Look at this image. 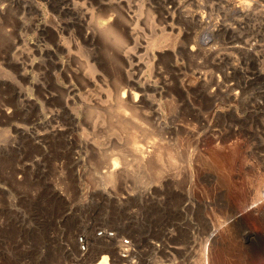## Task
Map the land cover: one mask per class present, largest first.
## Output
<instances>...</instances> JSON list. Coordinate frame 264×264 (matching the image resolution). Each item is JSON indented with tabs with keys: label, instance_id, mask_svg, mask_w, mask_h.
Returning <instances> with one entry per match:
<instances>
[{
	"label": "rangeland",
	"instance_id": "1",
	"mask_svg": "<svg viewBox=\"0 0 264 264\" xmlns=\"http://www.w3.org/2000/svg\"><path fill=\"white\" fill-rule=\"evenodd\" d=\"M26 1L0 0V7L10 10L0 18V264H89L97 251L92 237L132 247V264H264V218L257 216L264 199L251 203L255 190L264 188V0H81L83 7L67 1L59 5L61 0ZM99 2L114 6L109 12ZM246 7L249 19L240 11ZM84 12L106 21L115 15L117 33L105 28L108 33L97 31L81 42L75 34ZM59 22L72 33L67 40L72 49L57 53L63 70L47 64L44 76L45 70L37 68L39 49L50 44L42 41L40 27ZM123 27L134 33L132 41L120 39ZM177 45L184 50L176 51ZM190 75L202 79L195 82ZM125 77L162 87L166 95L149 89L142 107L124 112L118 100ZM184 78L191 84L181 91ZM39 83L47 90H39ZM69 85L77 89L71 106L64 91ZM44 92L54 99L44 101ZM54 110L62 112L56 119ZM126 113L133 116L125 118ZM188 116L201 127L188 123ZM123 118L132 125L120 126ZM56 125L65 133L48 138L41 150L31 136ZM164 130L172 131L166 135ZM190 135L197 137L196 144ZM132 139L147 148L158 139L153 143H161L159 155V148L163 154L172 145L165 149H175L178 157L170 156L176 163L167 162L174 151L165 150L168 157L161 155L168 166L162 160L156 166L157 154L150 164V170L161 167L165 174L148 170L132 155ZM71 152L77 164L71 163ZM125 152L130 165L122 166L120 176H127L111 184L106 173L113 164L121 168ZM36 160H42L44 172L34 166ZM22 163L27 176L18 181L12 169ZM235 213L240 216L233 221Z\"/></svg>",
	"mask_w": 264,
	"mask_h": 264
},
{
	"label": "bare ground",
	"instance_id": "2",
	"mask_svg": "<svg viewBox=\"0 0 264 264\" xmlns=\"http://www.w3.org/2000/svg\"><path fill=\"white\" fill-rule=\"evenodd\" d=\"M26 1V0H25ZM69 2V4L72 2V4L73 5H76V6H84V4L86 3V2H82L81 0H61L60 2H59V5L60 4H63V3H67V2ZM27 2V1H26ZM104 2H106L105 0H104ZM104 2H99V4H102L103 6L105 5V3ZM107 3V2H106ZM114 3V2H113ZM113 3H109V4H106L105 6H107V8H108V11H109V8H111L112 6H114L113 5ZM89 4V3H88ZM91 4V3H90ZM98 4V3H97ZM64 5V4H63ZM62 5V6H63ZM93 5V4H92ZM124 5V4H123ZM161 5H163V4H161ZM66 6V5H65ZM94 6V5H93ZM105 6H104V8H105ZM121 6H122V4H121ZM124 7V6H123ZM166 7V6H165ZM164 7V8H165ZM72 8V7H71ZM70 8V9H71ZM79 8V7H78ZM87 8V7H86ZM98 8H100V7H98ZM114 8V7H113ZM121 8V7H120ZM74 9V8H73ZM84 9V8H83ZM103 9V8H102ZM106 9V8H105ZM119 9V8H118ZM54 10V9H53ZM63 10H64V6H63ZM81 10V9H80ZM87 10V9H86ZM86 10H84V11H86ZM113 10H115V9H113ZM8 11H10V10H8V6L7 5H4V6H1L0 7V18H5V16H6V13L8 12ZM55 11V10H54ZM92 11V10H91ZM99 11V10H98ZM239 11V10H238ZM241 11V13L242 12H246L244 15H246V18H248L250 15H251V13H250V11H249V9H247V7L245 8V9H243V10H240ZM64 12V11H63ZM72 12H73V10H72ZM83 12V11H82ZM81 11L80 12H78V13H82ZM93 13H94V11H92ZM92 12H87V13H85L84 12V14L83 15H81V16H78V17H80V18H78L77 17V19H78V21H79V19H80V23H79V30H77L76 32V34L75 35H77L78 37H79V40L81 41V42H83V43H86V42H88L89 40H91L92 39V37L97 33V31H98V33H103V32H105L104 30H106L105 28H108L109 29V32H111V33H113V32H116L117 33V31H116V29L114 28L115 26V24L114 25H112V23H113V21H115L114 20V18L116 17L115 15H114V17H112V16H109L111 13H112V9H111V13L109 14V15H107V16H109L108 18V20L106 21V20H100L99 18L96 20V19H94V16H93V13ZM110 12V11H109ZM109 12H107V10H106V13H109ZM169 14H170V12H168ZM168 13H165V14H168ZM239 13V12H238ZM65 14H67V13H65ZM68 14H70V13H68ZM89 14V15H88ZM99 14V13H98ZM100 14H103V13H100ZM99 14V15H100ZM255 14V13H254ZM80 15V14H79ZM97 15V14H96ZM95 15V16H96ZM103 15H105V14H103ZM70 16V15H69ZM83 16V17H82ZM101 16V15H100ZM170 16V15H169ZM243 16V15H242ZM82 17V18H81ZM97 17H99V16H97ZM102 17V16H101ZM105 16H103V18H104ZM166 17V16H165ZM74 18V17H73ZM107 18V17H106ZM66 19V18H65ZM116 19V18H115ZM171 19H172V17H171ZM249 19V18H248ZM251 19V18H250ZM118 20V19H117ZM173 20H175V19H173ZM68 22V21H67ZM73 22V21H72ZM77 21H75V23H76ZM63 23H65V22H63ZM74 23V22H73ZM61 23L59 22V23H55L54 25H49V24H44V25H42L41 27H40V35H41V38H42V41L44 42V43H46V44H50V46L49 45H44L42 48H40L39 49V53H40V58H39V62H38V60H37V63H39L38 64V66L39 67H37L38 69L40 68V69H46V65L47 64H50V65H53L54 67H56L57 69H61V70H63V68H64V66H65V64L64 63H60L58 60H57V53H64V52H71V46L68 44V42H67V40L70 38V36H72V33H69L64 27H62L61 25H60ZM73 26H74V24H72ZM76 25H77V23H76ZM71 26V25H70ZM69 26V27H70ZM114 26V27H113ZM78 27V26H77ZM116 28H118L117 26H116ZM169 28V27H168ZM166 29V28H165ZM170 29V28H169ZM70 30H72V29H70ZM69 30V31H70ZM170 30H172V31H175L174 30V28L173 27H171V29ZM39 32V31H38ZM106 33H108V31L106 30ZM173 33H175V32H173ZM178 34H177V37H180V36H182L181 35V32H177ZM49 34H52V36H53V39L52 40H49ZM167 34V33H166ZM172 34V33H171ZM122 35L128 40V41H132L134 38V33L133 32H131L127 27H123V32H121V35H119L121 38L120 39H123V37H122ZM170 35V34H169ZM113 37H115L116 38V36H114V35H112ZM118 36V35H117ZM119 36L116 38V39H119ZM169 39V38H168ZM170 40V39H169ZM168 40V41H169ZM180 40V39H179ZM178 40V41H179ZM177 41V42H178ZM160 42V41H159ZM167 42V41H166ZM158 43V42H157ZM157 43H156V45H157ZM170 43H171V41L169 42V43H163V45L162 46H167L168 47V44L170 45ZM178 44V43H177ZM194 44V43H193ZM192 44V45H193ZM75 45H77V46H80V42L76 39L75 40ZM198 45V44H197ZM34 46V45H33ZM161 45L159 46V47H162ZM173 46V45H172ZM172 46H170V47H172ZM178 46V45H177ZM238 45H236V47H237ZM31 47H32V45H31ZM41 47V46H40ZM166 47V50L168 49ZM163 48V47H162ZM174 48V47H173ZM184 46H181V45H179L177 48L175 47V49H176V51L177 50H179V49H181V50H184ZM197 48V47H196ZM235 48V47H234ZM239 47H237V49H238ZM36 49V48H35ZM199 49V48H198ZM201 49V48H200ZM236 49V48H235ZM242 49V48H241ZM240 49V50H241ZM161 50V49H160ZM170 49H168V51H169ZM180 50V51H181ZM35 51V50H34ZM33 51V52H34ZM38 51V50H37ZM161 51H164V50H161ZM160 51V52H161ZM186 51H188V49L186 50ZM191 51L192 52H194L195 51V49L194 48H191ZM199 51V50H198ZM249 51V50H248ZM25 52V51H24ZM23 52V53H24ZM26 52H27V50H26ZM167 52V51H166ZM197 52V51H196ZM196 52H194L195 54H196ZM169 53H171L170 51H169ZM54 54H56V57L54 58V59H51L50 57H51V55H54ZM194 54V55H195ZM189 55H190V53H189ZM193 55V54H192ZM25 56L27 57V54H25ZM24 57V56H23ZM26 57H24V59L26 58ZM30 58V57H29ZM29 61V60H28ZM33 61V60H32ZM126 61H129V58L126 60ZM25 63V62H24ZM27 63H31V61L30 62H27ZM36 63V62H35ZM36 63V64H37ZM37 65H35L34 66V68L33 69H35V67H36ZM23 67H25L24 66V64L21 66V68H22V70L24 71V69H23ZM32 67V66H31ZM28 69V68H27ZM177 69V68H176ZM26 71V70H25ZM194 71V70H193ZM27 73V72H26ZM158 73V72H157ZM160 73V72H159ZM194 73V72H193ZM49 74V70H47V72H46V70H45V73L43 74L44 76H47ZM197 74V73H196ZM200 74V73H199ZM199 74H198V76H199ZM22 75H23V77H26V74L23 72L22 73ZM162 74H160L159 76H161ZM194 75H195V73H194ZM196 76V75H195ZM195 76L193 77V76H189V77H193V79L195 78ZM30 76H28V78H29ZM157 77H158V75H157ZM188 77V76H187ZM197 77V76H196ZM201 77H203V76H201ZM205 77V76H204ZM168 78V77H167ZM158 79H160V77L158 78ZM157 79V82L156 83H159L158 80ZM185 79V78H184ZM196 79V78H195ZM202 79V78H201ZM200 78H198V79H196L195 80V82H197V80H201ZM207 79V78H206ZM164 80V79H163ZM167 80V79H166ZM192 81V80H191ZM193 83H194V81H192ZM206 82V81H205ZM205 82H203V84H202V82L200 83L202 86L204 85V83ZM124 83L127 85V86H125V87H122L121 88V90H122V93H121V96L119 97V100H118V102H119V104H120V108H122V111H124V112H126L128 109H131V110H133V111H137L138 110V108H140V107H142L143 106V104L145 103V101H146V98H147V91L149 90V89H151V90H154L155 91V93L156 94H158V96L160 95H166L165 93H166V91H165V93H164V90H163V88L161 87V89L159 88V86H158V88H155V86L152 84V83H149V82H144V83H142V84H140V83H138L137 81H133L132 79H130L129 77H125L124 78ZM161 83V82H160ZM170 83H171V81H170ZM193 83H192V86H193ZM210 83V82H209ZM191 84V82L189 81V80H187V79H185V80H183V81H181V91H186V90H188V86ZM195 84V83H194ZM162 85V84H161ZM168 85V84H167ZM171 85V84H170ZM169 85V86H170ZM200 85V86H201ZM121 86H122V84H121ZM194 86H197L196 84L194 85ZM199 86V85H198ZM200 86L198 87V90H199V88H200ZM211 86V85H210ZM35 87V86H34ZM40 89L39 90H47L46 89V87L44 86V84H42V83H39V86H38ZM164 87H165V83H164ZM168 87V86H167ZM205 87V86H204ZM36 88H37V86H36ZM190 88V87H189ZM195 88V87H194ZM203 87H201V89H202ZM191 89H193V88H191ZM200 89V90H201ZM194 91L196 90V89H193ZM64 91H65V101H66V105H69V106H71L73 103H74V95L76 94L75 92L77 91V89L75 88V86H73V85H69V86H67V87H65L64 88ZM192 91V90H191ZM204 91H205V89H204ZM214 91V90H213ZM216 91V90H215ZM214 91V92H215ZM209 92V91H208ZM213 92V93H214ZM187 93V92H186ZM195 93V92H194ZM196 93H198L199 95H197L198 97H201V92H197L196 91ZM205 93H206V91H205ZM216 93V92H215ZM180 95H181V93H179ZM183 95H184V93H182ZM191 94H193L192 92H191ZM190 94V95H191ZM182 95V97H184V98H186L185 96H183ZM187 96H188V94H186ZM195 95V94H194ZM188 97H190V96H188ZM213 97H215V95H213ZM212 97V98H213ZM191 98V97H190ZM189 98V99H190ZM202 98H203V95H202ZM202 98L200 99V101H202ZM209 98H211V96L209 97ZM208 98V99H209ZM30 100H32L31 98H29ZM42 99L44 100V101H46V102H48L49 100H53L54 99V97L53 96H49V94H47L46 92H44L43 94H42ZM182 100V99H181ZM186 100V99H185ZM209 101V100H208ZM207 101V102H208ZM212 103H214V99H212ZM191 102V101H190ZM203 103V102H202ZM189 104V103H188ZM210 104V103H209ZM184 105V104H183ZM187 105V104H186ZM194 105V104H193ZM211 105V104H210ZM214 105V104H213ZM191 106H192V103H191ZM184 107H186V106H184ZM119 108V109H120ZM187 108H189V107H187ZM196 108V107H195ZM184 109V108H183ZM190 109V108H189ZM215 109V108H214ZM193 110V109H192ZM209 110V109H208ZM6 112H11V111H6ZM191 112V111H190ZM8 113H5V114H7L8 115ZM62 112L60 111V110H54V112L52 113V118L53 119H56V118H58L59 116H60V114H61ZM138 113V112H137ZM136 112L135 113H132V114H137ZM195 113H197V111L195 112ZM9 114H11V113H9ZM121 115H122V112L120 113ZM124 114V113H123ZM139 114V113H138ZM190 114V113H189ZM194 114V113H193ZM193 114H191V115H193ZM71 115V114H70ZM125 115V114H124ZM126 115H129L128 113H126ZM131 116H133V115H131ZM130 115L129 116H125V118L126 117H131ZM71 117H73L72 115H71ZM135 117H136V115L135 116H133L132 117V120L133 121H136V120H134L135 119ZM139 117V116H138ZM189 117L190 116H188V123H195V122H190V120H189ZM192 117V116H191ZM191 117H190V119H191ZM198 117V116H197ZM125 118H123L124 119V121L122 120L121 122H119V125L121 126L124 122H126L125 121ZM193 118H195V116L193 117ZM191 119V120H193V121H195L194 119ZM128 122H126V123H128L129 124V122H131V119H128L127 120ZM123 122V123H122ZM156 122V121H155ZM198 122V121H197ZM196 122V123H197ZM201 122V121H200ZM209 122V121H208ZM122 123V124H121ZM133 123V122H132ZM135 123V122H134ZM195 123V126L197 125ZM205 123V122H204ZM203 123V124H204ZM131 124V123H130ZM129 124V125H130ZM136 124H137V121H136ZM139 124V123H138ZM179 124V123H178ZM184 124H187V122L185 123V121H184ZM201 124V123H200ZM200 124H198L199 126H200ZM124 125H125V123H124ZM132 125V124H131ZM182 125H183V123H182ZM188 125V124H187ZM186 125V126H187ZM190 125V124H189ZM197 125V127H199ZM123 126V125H122ZM139 126V125H138ZM141 126V125H140ZM167 126V125H166ZM171 126V125H170ZM185 126V125H184ZM185 126V127H186ZM191 126V125H190ZM192 126H194V125H192ZM209 126V125H208ZM211 126V125H210ZM131 127H133V126H131ZM157 127H159V126H157ZM177 127V126H176ZM181 129H184L183 128V126L181 127V126H179ZM201 127V126H200ZM203 127H206V126H203ZM168 128V127H167ZM169 128H171V127H169ZM168 128V129H169ZM187 128H189L188 126H187ZM190 128H192L191 130H193V128L194 127H190ZM189 128V129H190ZM214 128V127H213ZM165 129V128H164ZM194 129H196V128H194ZM201 129V128H200ZM210 129H212V127L210 128ZM127 130V129H126ZM133 130H134V128H133ZM166 130V129H165ZM164 130V133H166L167 131H172V130H167V131H165ZM180 130V129H179ZM185 130V129H184ZM183 130V131H184ZM188 130V129H187ZM197 130H199V128L197 129ZM65 131H66V128H64V127H62V126H58V125H56V126H53L50 130H47V131H45V132H43V133H37V134H35L34 136H31V139H32V141L34 142V144H36V145H39L38 147L41 149V150H43V151H45V147H43V145H42V143H46V140L48 139V138H54V137H57V136H59L60 134H63V133H65ZM131 131V130H130ZM157 131V130H156ZM182 131V132H183ZM188 131H190V130H188ZM187 131V132H188ZM213 132H214V130H212ZM150 132H153L152 130L150 131ZM158 132H160V130H158ZM169 132V133H170ZM178 132V131H177ZM185 132V131H184ZM187 132H185V133H187ZM193 132V131H192ZM200 132V131H199ZM135 132L133 131V134H134ZM146 134L148 133V132H145ZM146 134H144L145 136H148L149 135V133L146 135ZM152 134H154V132L153 133H151V135ZM159 134V136H160V133H158ZM163 134V133H162ZM161 134V136H163ZM198 134V133H197ZM135 135V134H134ZM134 135H132V136H134ZM151 135H149V136H151ZM166 135H168V133H166ZM181 136H183L182 134H180ZM149 136H148V138L147 137H145V138H147V141L148 140H151L150 138H149ZM154 136H156V134L154 135ZM158 136V135H157ZM158 136V137H159ZM185 136H187L186 138H188V136L189 135H184V137ZM193 136V135H192ZM194 136H197V135H195L194 134ZM135 137V136H134ZM171 137H172V135H171ZM183 137V138H184ZM201 137V136H200ZM214 137H216V136H214ZM133 138V137H132ZM157 138V137H156ZM162 138H165V135H164V137H162ZM167 138V137H166ZM165 138V139H166ZM186 138H184V139H186ZM190 138H191V135H190ZM135 139V138H134ZM134 139H132L131 140V144L133 145H129L131 148H132V151H135L134 153L132 152V155L133 154H135V156H136V154L138 155L137 157H139L138 159H140V160H138V161H140V162H142L143 163V165L142 166H144V165H146V168L148 169V170H150L151 169V166H150V164H152L153 162H152V160L154 159L153 157H154V155H158L157 156V161L158 162H154L155 164H156V166L158 165L157 163H160V161L162 160V159H164L165 160V158L163 157L162 158V155L164 154V151L166 150L165 148L166 147H171L172 145H170V146H166L165 148H164V151H163V154H162V151L160 150L162 147V145H161V143L158 141V143L157 142H155V143H157L158 145H156L155 146V148H154V145H155V143H153L154 141H157L156 139L154 140V141H152V146H149L148 148H150V149H148L147 148V146L146 147H142L143 145H141V146H138L137 144L139 143V142H137V144H133V140ZM160 139H161V137H160ZM165 139H164V141H165ZM168 139H169V137H168ZM167 139V140H168ZM192 139V138H191ZM197 140V137L195 138L194 137V139H192L193 141H190L191 143H192V145L196 142H194V140ZM152 140H153V138H152ZM173 141V140H175V139H169V141ZM187 140H190V139H186L185 141L186 142H188ZM203 140V139H202ZM138 141V140H137ZM164 141H163V143H164ZM199 141V140H198ZM216 141V140H215ZM136 141H134V143H135ZM149 142V141H148ZM151 142V141H150ZM160 143V144H159ZM189 143V142H188ZM188 143H186V144H188ZM191 143L189 144V150L191 151V149L192 148H194L193 146H192V148H191ZM198 143V142H197ZM200 143H201V141H200ZM166 144V143H165ZM173 144V143H172ZM196 144V143H195ZM150 145V144H149ZM161 145V146H160ZM167 145V144H166ZM175 145V144H174ZM157 146H159V147H161V148H159V151H160V155H159V153H158V151H157V149H156V147ZM164 146V145H163ZM198 146H199V144H198ZM129 147V148H130ZM173 148H176V146L174 147L173 146ZM163 149V148H162ZM198 149V148H197ZM233 149H234V147H233ZM171 150V152L172 151H174V153H170L169 151ZM170 150H166V151H168L169 152V154H167V155H169V157L166 155V154H164L165 156H167L168 158H166V160H167V162L168 161H170L171 162V164L172 163H174V162H172V159H174V156L175 155H177V157H178V154H175V149L174 150H172L171 148H170ZM186 150H188L187 149V146H186ZM188 150V151H189ZM131 151V150H130ZM188 151L186 152V154L188 153ZM197 151V150H196ZM177 153H179L178 151H176ZM199 152V151H198ZM72 153V161H71V163H75V164H77V162H78V158H76V153H75V155L73 154V152H71ZM202 153V152H201ZM215 153V155H217L216 154V152H214ZM123 154H126V155H123V157H125V158H122V155H121V159L122 160H120L121 162L123 161L124 162V159H125V162L127 163V161H129L128 159H126V156H128L127 155V153L125 152V153H123ZM170 154H175L174 156H170ZM163 155V156H164ZM180 155V154H179ZM134 156V155H133ZM187 156V155H186ZM220 156V155H219ZM219 156H217V157H219ZM222 156V155H221ZM220 156V157H221ZM160 157H161V159H160ZM176 157V158H177ZM180 157V156H179ZM210 157V156H209ZM214 158H216L215 156H213ZM172 158V159H171ZM224 158V157H223ZM156 159V158H155ZM171 159V160H170ZM177 159H179V158H177ZM181 159V158H180ZM220 159V158H219ZM127 160V161H126ZM222 160V159H221ZM42 160H36L35 162H34V166H36V168H37V170L39 171H41V172H44L45 170H44V166L42 165V162H41ZM163 161V160H162ZM173 161H176V160H173ZM218 161V160H217ZM125 162L123 163V164H121V168H118V166L116 165V164H113V168H111L107 173H106V175H107V178L109 179L108 181H109V183H111L112 184V182H114V181H117V179L119 178V176H120V174H121V172H120V170L122 169V166H124V164H125ZM135 162H136V159H135ZM152 162V163H151ZM164 162V161H163ZM161 162L160 164L161 165H166V166H168L166 163L167 162ZM169 162V163H170ZM168 163V164H169ZM176 163V162H175ZM174 163V164H175ZM218 164L220 163V162H217ZM222 163H224L223 162V160H222ZM137 164L138 165H140L138 162H137ZM149 164V166H147ZM126 166L128 165V164H125ZM130 165V164H129ZM128 165V166H129ZM137 165V166H138ZM153 165V164H152ZM163 165V166H164ZM177 165H178V163H177ZM128 166L127 167H125V169L126 168H128ZM160 166V165H159ZM173 166V165H172ZM139 167V166H138ZM154 166H152V168H153ZM169 167H171V166H169ZM169 167L167 168V169H169ZM165 168V169H166ZM15 169H16V171L14 170V169H12V176H13V178L14 179H17L18 181H22L23 179H25V177L27 176V170H28V168H27V166L25 165V163H22V164H20L19 165V167H15ZM119 169V170H118ZM142 169V168H141ZM144 169V168H143ZM156 169H157V171L159 170L157 167L155 168V170H154V168H153V170H150V171H156ZM164 169V170H165ZM166 169V170H167ZM171 169V168H170ZM223 169V168H222ZM130 169H127L126 171H129ZM136 170H138V169H136ZM140 170V169H139ZM146 170V169H145ZM160 170H161V167H160ZM159 170V171H160ZM173 170V169H172ZM124 171V170H123ZM161 171H163V170H161ZM160 171V172H161ZM137 172V171H136ZM160 172H158V175L160 176ZM164 173H163V175L165 174V171H163ZM169 172H172V171H170L169 170ZM168 172V173H169ZM176 172V171H175ZM126 173H128V172H126ZM125 173V175H122V176H120V177H123L124 178V176H127V174ZM157 173V172H156ZM167 173V172H166ZM162 174V173H161ZM223 174V173H222ZM162 175V176H163ZM168 175V174H167ZM229 175V174H228ZM161 176V177H162ZM164 177V176H163ZM165 177H166V175H165ZM169 177V176H168ZM167 177V178H168ZM173 178V177H172ZM125 179V178H124ZM159 179V178H158ZM162 179V178H161ZM161 179H159V180H161ZM122 180V179H121ZM263 180V179H262ZM118 181L120 182V179H118ZM124 182L126 181V180H123ZM124 182L122 183V184H124ZM114 184V183H113ZM260 184V183H259ZM258 184V185H259ZM263 184V183H262ZM263 186H264V184H263ZM262 186V187H263ZM261 187V186H260ZM260 187H258V189L257 190H255L256 191V194H255V197L253 198V200H252V204L254 203V205H255V202H257V201H262L263 199H264V188H261L260 189ZM256 189V188H255ZM126 193V192H125ZM124 193V194H125ZM128 194L126 193V195H124V198H126L125 196H127ZM130 197V196H129ZM123 197L121 198V199H124ZM128 198V197H127ZM121 199H119L120 201H121ZM262 199V200H261ZM124 200H126V199H124ZM128 200H130V199H128ZM123 201V200H122ZM127 201V200H126ZM125 201V202H126ZM263 202V201H262ZM122 203V202H121ZM127 203V202H126ZM261 203V202H260ZM256 206V205H255ZM255 206H253V208H255ZM244 213H246V212H244ZM240 214H241V212H240ZM240 214L238 215L237 213H235L232 217V220L233 219H235V221H236V219L240 216ZM241 215H243V214H241ZM255 215V214H254ZM264 214L262 213V214H259V215H257V216H260L261 218L260 219H263L264 218V216H263ZM234 221V220H233ZM238 222V221H237ZM235 225V224H234ZM237 225V224H236ZM238 225H240V224H238ZM231 227V226H230ZM232 228H234V227H232ZM231 228V229H232ZM230 229V230H231ZM232 231H233V229H232ZM231 233V232H230ZM250 236V235H249ZM91 244H92V246L93 247H95L96 248V254L94 255V256H92V257H90L89 259H88V261L87 262H89V264H132L131 263V261L129 260V258H130V256H131V252L133 251L132 249V247H128V246H126V247H128V248H126V249H124V245H121V244H118L114 239H107V240H104V239H98V238H96V237H92V239H91ZM131 244V243H130ZM128 245V244H127ZM131 246V245H130ZM131 248V249H130ZM136 252V251H135ZM134 252V253H135ZM133 253V254H134ZM109 256L111 257V258H109ZM109 259H111L112 260V263H111V261L109 260ZM130 259H132V258H130ZM205 259H206V256H205ZM205 262V261H204ZM208 262V261H207ZM206 263V262H205ZM206 264H208V263H206Z\"/></svg>",
	"mask_w": 264,
	"mask_h": 264
},
{
	"label": "built area",
	"instance_id": "3",
	"mask_svg": "<svg viewBox=\"0 0 264 264\" xmlns=\"http://www.w3.org/2000/svg\"><path fill=\"white\" fill-rule=\"evenodd\" d=\"M260 210H261V212L264 213V202L261 203ZM99 235H102V236H105V237L112 236V234L111 233H108V232H99ZM81 245H82L81 246V249H84V250L87 249V246L83 245V242L81 243Z\"/></svg>",
	"mask_w": 264,
	"mask_h": 264
}]
</instances>
